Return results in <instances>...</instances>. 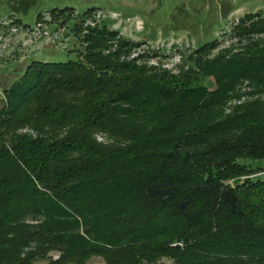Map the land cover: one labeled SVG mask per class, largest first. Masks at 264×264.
<instances>
[{"label":"trees","instance_id":"obj_1","mask_svg":"<svg viewBox=\"0 0 264 264\" xmlns=\"http://www.w3.org/2000/svg\"><path fill=\"white\" fill-rule=\"evenodd\" d=\"M103 30L3 89L0 264H264V180L242 161L264 158V12L240 18L237 49L205 42L177 75L103 53L118 31ZM242 86L256 96L226 111Z\"/></svg>","mask_w":264,"mask_h":264},{"label":"rangeland","instance_id":"obj_2","mask_svg":"<svg viewBox=\"0 0 264 264\" xmlns=\"http://www.w3.org/2000/svg\"><path fill=\"white\" fill-rule=\"evenodd\" d=\"M14 1L18 2L0 0V106L3 89L24 73L27 64L32 60L79 59L86 47L81 39L92 29L94 34L103 29L118 30L112 39L104 40L103 53L121 50V60L166 69L177 75L187 70L183 55L205 42L214 39L220 42L209 57L230 45L237 49L241 42L229 40L228 35L235 31L240 18L247 13L264 12V0H32L33 5L26 13L12 12L10 2ZM64 6L74 8L72 16L63 24L52 20L49 10ZM91 7L95 10L83 17L78 30L73 31L71 27L80 20L78 14ZM37 13L42 16L36 21ZM38 24H42L39 30L34 28ZM45 27L49 29V38L42 33ZM208 80L212 82L211 78ZM241 91L244 94L240 100L231 99L226 111L256 96L247 93L250 87L242 86ZM20 131L33 132L27 127ZM242 161L258 167L260 172L255 178L264 180V158ZM88 263L104 264L97 256Z\"/></svg>","mask_w":264,"mask_h":264},{"label":"built area","instance_id":"obj_3","mask_svg":"<svg viewBox=\"0 0 264 264\" xmlns=\"http://www.w3.org/2000/svg\"><path fill=\"white\" fill-rule=\"evenodd\" d=\"M137 21V20H136ZM137 23H139V21H137ZM40 27H42V24H38V26H34V28H36L37 30H39L40 29ZM141 28V27H140ZM45 36V38H49L48 36H47V34H49V29L47 28V27H45L44 29H43V32H42ZM156 45H160L161 46V44H156Z\"/></svg>","mask_w":264,"mask_h":264}]
</instances>
